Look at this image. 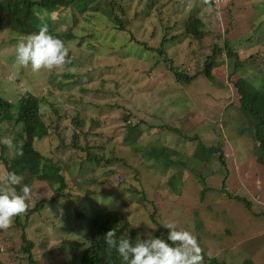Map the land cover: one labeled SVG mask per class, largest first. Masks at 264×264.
<instances>
[{
    "label": "rangeland",
    "instance_id": "rangeland-1",
    "mask_svg": "<svg viewBox=\"0 0 264 264\" xmlns=\"http://www.w3.org/2000/svg\"><path fill=\"white\" fill-rule=\"evenodd\" d=\"M120 1L129 15V27L135 36L152 46H158L165 34L171 37L173 33H182L186 15L199 11L208 23L203 28L208 32L213 30V37L220 42L223 39L230 40L241 58L264 52V0H216L214 5L204 0H160L161 9L156 8L151 17H147L144 12L147 0ZM96 22L103 24L102 17L96 18ZM87 26L88 23L84 24L85 28ZM97 26L99 28L100 25ZM169 26L172 29L168 31ZM81 32H85V29ZM218 33L222 34L220 38ZM28 35H20L11 29L0 31L1 94L13 102H17L25 93L52 94V98L66 108L73 105L94 116L102 114L104 135L96 137V140L99 145L104 144L107 156L131 151L124 142L128 136L124 120L127 110L134 113V122L143 119L155 124V127H149L147 123H142V129L146 131L141 142L170 146L179 150L177 156L183 160L192 156L193 142L179 138V133L160 125L168 123L171 127L183 128L190 136L198 132L204 138L223 142L225 165L208 162L197 167L193 165L197 168L193 171L190 166L186 167L176 190L168 182L174 169L152 167L153 161L144 162L139 155L144 162L139 166L142 181L139 188L157 205L163 236L157 235V226L150 219L148 211L137 203L136 195L126 191L119 183L124 179L135 183L134 172L130 170L110 176L109 181H102L106 177L100 176L95 183H92L95 175L85 172L79 181L97 193L90 197L91 203L97 200L98 205L105 209L124 211L131 217V229L143 238H161L171 244L168 240L170 229L162 223L173 221L178 229L190 231L208 256L228 264H246L248 261L252 262L248 264H264V164L259 162L257 144L248 134L250 123L243 119L245 114L230 105L236 102L239 95L227 75L230 73L228 58L218 62L215 68V73L223 75V79L211 81L202 77L181 89L174 85L166 61L158 59L156 54L151 52L152 58L146 60L135 56V60H129L127 65H119L115 62L117 56L108 58L98 55L93 47L87 46L86 41L80 48H74L78 62L73 66L78 68L75 77L64 79L62 76L67 66L52 72L42 69L34 73L31 66L26 69L16 63L15 46L18 38ZM128 41L127 36L118 39L120 44ZM189 47V39L179 43L173 41L167 46L169 54L175 59L174 64L191 67L187 69L193 72L196 63L193 64V59H187ZM139 50L138 47H132V51ZM109 65L113 67L106 69ZM99 67L98 71L102 72L100 75L97 72ZM53 75H60L65 85L55 84ZM82 85L89 91L82 93ZM82 94H87L83 103L77 102ZM65 101H68V105ZM64 121L65 125H71L69 119ZM1 133L3 137H11L10 125L4 124ZM57 142L55 140L53 145ZM7 150L8 155L12 156L13 152ZM1 155L0 146V172H4L7 168ZM216 163L225 168L220 165L216 167ZM31 189L32 207L39 200L54 195L51 187L39 180ZM111 190L119 191V196L116 193L108 195ZM229 193L251 201L252 212L245 203L230 197ZM201 194H206L204 200ZM84 200V196L71 199L73 203L58 199V209L63 216L52 213L49 207L42 215L33 214L30 217L26 231L35 242L32 254L39 264L80 263L81 255L89 244L84 238L86 232L69 230L67 227L72 222L67 221L69 219L65 215H74V206L79 204L83 207ZM149 206L152 210V205ZM21 234L22 229L16 226V222L8 230L0 229V259L5 264H29L28 255L22 250Z\"/></svg>",
    "mask_w": 264,
    "mask_h": 264
},
{
    "label": "trees",
    "instance_id": "trees-1",
    "mask_svg": "<svg viewBox=\"0 0 264 264\" xmlns=\"http://www.w3.org/2000/svg\"><path fill=\"white\" fill-rule=\"evenodd\" d=\"M159 1H146L144 12L147 17H151L152 12L157 10L156 8L161 9L162 5ZM215 1L207 0L212 5ZM199 13V11H194L190 15H186L182 33H173L171 37L165 34L158 46H152L148 41L135 36L129 27L131 25L129 15L120 0H0V31L11 29L20 35H27L38 33L40 27L46 24L49 32L64 41L70 48L71 63L64 65L67 66L62 76L64 79L75 77L78 68L73 66L78 62L74 48H80L86 41L87 46L93 47L99 53L98 55L108 58L117 56L115 62L119 65H127L129 60H135L136 57L143 60L152 58L151 52L156 54L158 59L163 58L166 61L165 64L172 73L174 85L181 89L187 88L189 84L202 77L211 81L217 78L223 79V75L215 73V68L218 62L224 60L225 57L228 58L230 73L227 75L237 88L239 95L236 102L230 105L245 114L243 119L250 123L248 134L257 144L256 152L259 153V162L264 164V52L263 54L252 53L247 58H241L230 40L223 39L222 43L213 37L215 35L213 30L208 32L203 28L204 24L208 23ZM54 14H56L55 17ZM98 17H102L103 24H97L96 18ZM86 23L88 26L85 28L84 24ZM97 25H100L101 30H98ZM84 29L85 32H81ZM167 29L169 31L172 27L169 26ZM221 35L218 33L217 36L220 38ZM121 36L129 37V41L120 44L118 39ZM186 39H189L190 44L187 59H193V64L196 63L193 72L189 70L191 67H187L189 68L187 69L186 66L174 64L175 59L169 54L167 48L170 42L179 43ZM132 47H138L140 50L132 51ZM122 61L124 62L118 63ZM111 65L106 69H111L113 67ZM99 69L100 67L97 72L100 75L102 72H99ZM53 77H55V84L65 85L64 79H60V75H53ZM80 89L82 93L89 91V88L83 85ZM85 96L82 94L77 102L83 103ZM65 102L68 105V101ZM101 115L94 116L73 105L66 108L61 102L53 99L52 94L46 96L44 94L35 95L32 92L25 93L17 102H13L0 92V138H3L2 127L7 123L10 125L11 138H14V143L23 145V156H15L14 152L10 156L8 147L0 143L1 156L7 171H15L23 177L22 184L16 186L17 191L19 192L24 184L32 187L37 180L45 182L54 191L51 198L39 200L34 207L31 206L30 201L29 209L23 215L24 218L17 216L14 219L16 226L22 229V250L28 255L29 264H39V262L32 254L35 242L29 238L26 231L28 221L33 214L42 215L49 207L52 209V213L62 214L58 209V199L69 200L73 203L71 199L85 197L83 207L77 204L74 206V215H69V213L65 215V218L69 219L67 221L72 222L67 228L76 232L84 230L86 232L84 238L86 237L89 242L81 255L79 264H122L115 249L111 253L108 251L104 237L109 230H116L117 239L121 236L130 238L133 245L138 239L147 240L131 229L129 216L124 211L105 209L98 205L97 200L91 203L92 198L90 197H94L97 194L96 191L91 190L89 186L84 187V184L79 181L86 173L91 172L95 175L92 182L95 183L100 176L106 177L102 181H109L110 176L114 174L127 172V170L134 172L135 180L133 182L135 183L129 182L127 179L121 180L119 183L126 191L136 195L137 203L148 211L150 219L157 226V235L163 236L158 207L149 199L145 191L139 188V184L142 182L139 166L144 162L153 161L154 166L152 167L174 169L168 182L176 190L182 182L186 167L190 166L193 171V169L197 170L198 165L208 162H219L225 165L222 141L204 138L198 132L190 136L183 128L177 129L169 126L168 123L160 126L165 129L168 127L174 133H179V138L193 142L192 156L187 160L178 157L179 150L170 146L141 142L143 133L146 131L145 128L142 129V123L147 122L143 119L134 122L132 120L134 113L129 110L124 113L128 135L124 142L131 148V151L121 155H117L115 152L114 155L107 156L104 144L99 145L96 140V137L104 135V120ZM65 119H69L71 125H65ZM147 124L149 127H155V124L149 122ZM55 140L58 142L54 146ZM43 142L47 145L44 146ZM140 154L145 160L144 162L139 158ZM220 164L216 163L215 166L218 167ZM220 167L225 168L221 165ZM202 177L204 178L203 174ZM199 181L201 182V180ZM86 182L91 181L87 180ZM125 183H128V186ZM112 193L119 196V191L111 190L107 194ZM201 195L204 200L206 194ZM228 195L245 203L252 212V203L247 198L239 195L233 196L231 193ZM149 205H152V210ZM253 214L258 215L255 212ZM248 263L252 262H246V264ZM0 264L5 263L0 259ZM204 264L228 263L216 257L209 259L208 254L204 252Z\"/></svg>",
    "mask_w": 264,
    "mask_h": 264
},
{
    "label": "clouds",
    "instance_id": "clouds-1",
    "mask_svg": "<svg viewBox=\"0 0 264 264\" xmlns=\"http://www.w3.org/2000/svg\"><path fill=\"white\" fill-rule=\"evenodd\" d=\"M207 2V0H206ZM70 48L60 38L53 36L48 26L42 25L38 33L21 36L15 46L16 63L29 68L34 73L42 69L52 72L71 63ZM15 156H23V145L14 143V138H0ZM23 177L15 171L0 172V229L8 230L17 216H23L29 209L32 189L24 184L20 191ZM131 217H129L130 219ZM170 229L168 240L149 237L137 240L135 245L124 236L117 239L116 230H109L104 239L111 253L113 249L119 254L122 264H204V251L197 238L188 230L178 229L173 221L162 223ZM135 226V225H134ZM212 257L209 256V259Z\"/></svg>",
    "mask_w": 264,
    "mask_h": 264
}]
</instances>
